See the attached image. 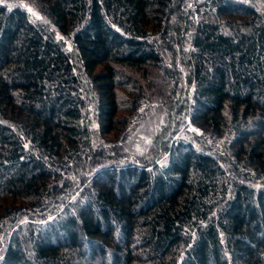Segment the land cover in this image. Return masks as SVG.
Instances as JSON below:
<instances>
[{"label":"trees","instance_id":"trees-1","mask_svg":"<svg viewBox=\"0 0 264 264\" xmlns=\"http://www.w3.org/2000/svg\"><path fill=\"white\" fill-rule=\"evenodd\" d=\"M0 264H264V0H0Z\"/></svg>","mask_w":264,"mask_h":264},{"label":"rangeland","instance_id":"rangeland-1","mask_svg":"<svg viewBox=\"0 0 264 264\" xmlns=\"http://www.w3.org/2000/svg\"><path fill=\"white\" fill-rule=\"evenodd\" d=\"M26 9L28 10V12L34 16V17H39V15L37 14V12L30 6L26 5Z\"/></svg>","mask_w":264,"mask_h":264}]
</instances>
